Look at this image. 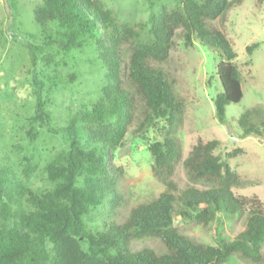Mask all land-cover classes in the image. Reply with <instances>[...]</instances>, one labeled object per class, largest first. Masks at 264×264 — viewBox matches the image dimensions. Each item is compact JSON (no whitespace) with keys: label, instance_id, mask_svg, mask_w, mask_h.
I'll list each match as a JSON object with an SVG mask.
<instances>
[{"label":"rangeland","instance_id":"374dc122","mask_svg":"<svg viewBox=\"0 0 264 264\" xmlns=\"http://www.w3.org/2000/svg\"><path fill=\"white\" fill-rule=\"evenodd\" d=\"M96 1L112 13L117 23L135 31L139 42L151 37L150 18L161 12L180 11L183 5L176 0ZM213 25L225 35L235 53L231 63L241 77V101L225 107V122L220 123L214 108V99L221 91L216 75L221 60L218 53L195 38L191 45H186L174 36L161 67L174 98L181 104V116L172 125L165 119L156 120L146 131L136 132L134 126L129 127L120 146L109 152L110 167L115 173L105 181L92 175L86 164L80 165L81 176L75 178L73 187H81L85 181H108L109 187L122 198L119 206L109 210L113 199L110 193L100 206L85 211L82 221L86 231L100 232L110 224L122 222L133 207L155 200L164 190L153 176L148 145L163 141L169 133L180 146V161L172 177L179 191L192 186L182 166L192 147L199 140L217 141L213 155L219 156L243 182L232 188L233 195L257 199L264 208V139L243 137L237 124L238 118L250 109L257 111L253 121L256 125L264 118V0H242ZM57 30L44 0H0V179L5 184L0 192V228L14 229L21 237L29 235L21 226V218L36 214L30 204L32 195L65 208L73 202L67 195V183L50 178L49 165L64 163L71 147L63 127L77 111L89 109L98 98L105 72L98 45L80 40L65 51L58 41H52ZM254 44L257 48L249 53L247 48ZM34 74L44 86L42 95L51 130L35 116ZM80 125L97 128L94 122ZM89 134L85 129L79 134L83 150L94 147ZM85 142L89 144L83 145ZM193 186L204 188L201 184ZM212 213L208 225H203L191 212L184 218L176 215L173 225L179 233L214 247L243 231L245 217L214 210ZM80 247L86 250L84 243ZM144 247L158 250L160 242L149 239L132 244L133 250ZM44 250L50 261L53 249L47 239ZM226 264L251 263L234 258Z\"/></svg>","mask_w":264,"mask_h":264},{"label":"trees","instance_id":"16d2710c","mask_svg":"<svg viewBox=\"0 0 264 264\" xmlns=\"http://www.w3.org/2000/svg\"><path fill=\"white\" fill-rule=\"evenodd\" d=\"M176 1L183 3L182 9L150 18L151 37L139 42L135 31L117 23L96 0H44L47 13L58 27L52 41H58L65 51L80 40L93 42L99 46L105 72L98 98L89 109L77 111L63 127L71 147L64 163L49 165L50 178L67 183V195L73 202L65 208L32 195L30 204L36 214L20 220L29 235L21 237L14 229L0 228V264H226L234 258L264 264V208L257 199L233 195L232 188L243 182L219 156L213 155L217 141L199 140L192 147L182 161L192 186L180 191L172 179L180 161L177 139L169 133L163 141L150 143L152 173L164 190L155 200L133 207L122 222L110 224L104 231L92 233L83 224L82 214L104 203L108 194H113L109 210L119 206L122 198L108 181H85L81 187H73L75 178L81 176L80 165L86 164L92 175L105 181L115 173L110 167L109 152L120 146L129 127L134 126L136 132L146 131L156 120L165 119L172 125L181 116V104L174 98L161 67L174 36L186 45L195 38L218 53L221 60L216 75L221 91L214 99V108L220 123L225 122V107L242 99L241 77L231 63L235 53L225 35L213 25L242 0ZM257 46L254 44L247 51L251 53ZM33 83L36 119L51 130L42 95L44 86L35 74ZM256 112L250 109L238 118L243 137L264 139V118L256 125ZM81 122H94L97 128L81 127ZM84 129L90 131L88 137L94 146L89 150L82 149L79 139ZM196 184L204 188L193 186ZM4 188L0 179V192ZM213 210L245 217L243 231L219 247L200 244L173 225L176 215L184 218L188 212L208 225ZM46 239L53 249L50 261L44 250ZM149 239L159 241L160 249H132L133 243ZM80 243L85 244V251Z\"/></svg>","mask_w":264,"mask_h":264}]
</instances>
